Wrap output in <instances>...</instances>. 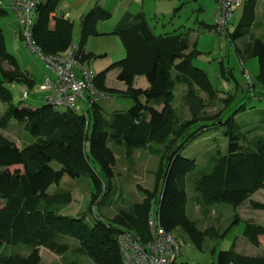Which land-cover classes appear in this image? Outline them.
Returning a JSON list of instances; mask_svg holds the SVG:
<instances>
[{
	"label": "trees",
	"instance_id": "1",
	"mask_svg": "<svg viewBox=\"0 0 264 264\" xmlns=\"http://www.w3.org/2000/svg\"><path fill=\"white\" fill-rule=\"evenodd\" d=\"M257 2L244 0L237 26L223 33L229 42L250 32L256 19ZM56 7L57 0H48L34 14L31 40L44 56L63 54L73 42L70 20L56 18L54 28H49V14ZM3 15L6 11L0 7V16ZM108 16L94 8L83 17L77 42L81 62L92 58L91 54L84 53L85 43L88 38L99 35L96 23ZM262 23L264 27V13ZM205 26L215 30L213 25ZM112 33L119 37L125 56L98 73L94 83L98 90L110 96L113 90L105 87V78L109 71L116 69L117 81L126 86L124 92H117L134 102L127 112L118 111L112 115H104L100 105L94 103L85 116L71 109L60 113L46 103L34 109L12 103L7 84L24 81L32 86L34 83L6 50L0 27V103L5 105L0 128L5 129L16 120L25 124L26 131L34 139L18 147L0 134V249H28L26 256L1 254L0 264H40V248L57 254L68 250L67 245L58 242L62 236L77 241L76 252L94 264H122L117 244L119 233L128 231L142 242L148 241L147 216L157 204L160 223L166 233L179 230L199 249L205 240L223 237L226 231L220 233L215 227L200 230L187 214L185 176L194 169L195 161L182 156L186 146L215 124L228 126L224 133L226 152L217 157L209 173L195 182L202 205H226L236 210L252 194L264 190V140L253 142L251 147L244 144V134L239 132L234 120L238 110L223 122L228 97L223 100L222 113L202 115V110L218 99L220 92L213 87L205 71L192 64L198 53L194 47L186 53L190 46L185 34L155 35L141 13L124 15ZM236 52L241 59L257 58L259 71L255 83L264 88V37L250 41L243 49L236 47ZM224 70L221 66L222 74ZM140 76L148 83L146 89L133 87L135 77ZM178 86L184 87L183 100L191 117L187 121L180 120L174 106ZM200 93H204L206 99ZM108 142L123 147L126 158L151 145L164 146L153 190L140 188L144 199L129 210L119 211L111 220L95 217L90 225L82 218L59 214V207L71 200L70 194L49 195L47 191L50 186L59 184L65 175L91 179L94 196L107 191L94 164L112 177L115 157ZM53 164L58 169H54ZM250 206L264 210L261 203L252 202ZM234 221H238L237 215ZM243 235L257 246L258 240L264 238V227L246 224ZM216 263L264 264V257L249 258L233 250L220 251Z\"/></svg>",
	"mask_w": 264,
	"mask_h": 264
},
{
	"label": "rangeland",
	"instance_id": "2",
	"mask_svg": "<svg viewBox=\"0 0 264 264\" xmlns=\"http://www.w3.org/2000/svg\"><path fill=\"white\" fill-rule=\"evenodd\" d=\"M1 1L0 7L6 10V15L0 16V27L6 41V48L11 55L13 53L16 56L23 72L26 69L33 71L35 80L32 86L27 85L24 81L7 84L12 96V103L15 106L39 108L45 103L46 97L45 91L40 90L39 86L45 83V77L53 79L54 74L45 68L40 56L26 46L23 37L24 29L19 24L17 15L5 0ZM96 1L98 0H92L89 6H85L87 3L77 4L78 0H63L58 5L57 12L61 9L63 2L66 5H73V8L65 11L63 16L66 18L70 16L69 19L73 22V41L76 44L80 32V16L89 11ZM100 2L101 0L98 1V5L102 8ZM106 6L114 16L108 21L100 23L98 25L99 31L108 30L114 21L116 24L120 18V10L124 12V8L127 7L131 14L141 13L155 35L184 33L190 46L186 53L190 52L192 47L198 53L192 59V64L205 71L213 87L221 93L218 94L220 99H215L202 110V115L211 116L221 111L224 107L222 99L228 97V106L222 114L223 122L238 110L234 120L239 132L244 134V144L251 147L253 142L260 139L264 140V89L255 83V77L259 71L257 58L241 59L236 52V47L243 49L244 45L250 41L264 37L262 23L264 0H258L257 2L256 21L250 32L232 43L224 34L218 33L214 29L209 30L205 26L213 25L215 4L212 0H125V7L119 9L117 13H115V10L118 7L115 6L114 0H108ZM77 9L83 13L76 12ZM241 14L242 7L233 11L228 27L230 32L237 26ZM86 48L88 50L91 48L96 55L89 64V68L94 73L101 70L100 64H106L104 67L106 68L125 56L124 47L119 37L113 33L91 38ZM104 54H107V56L105 57ZM221 66L225 69L223 74ZM4 67L8 68L6 65ZM117 73L116 69L109 71L106 85L112 88L113 91H111L108 98L98 103L104 115H112L118 111L127 112L134 102L131 98L117 92L118 88H121V84L116 79ZM135 83L137 86H141L140 82L136 81ZM251 85H253L252 88H250ZM23 93H27L26 98H23ZM184 93L183 86L176 88L174 106L181 121H187L191 118L188 107L183 100ZM200 96L206 99L204 93H200ZM53 108L60 113L67 110L62 106ZM4 109L5 105L0 103V118ZM227 129L226 124H215L208 127L205 132L201 133L182 151L183 157L195 161L194 169L185 176V190L188 198L186 203L187 214L191 220L196 222L200 230L215 227L220 233L224 231L226 233L218 239L205 240L203 246L199 249L179 230L173 231L171 235L179 246V254L174 258L173 264H217L216 260L220 251L233 250L235 253L240 252L241 243L246 242L243 237V230L247 220L244 218L252 216V218L263 219L264 217V210L259 212L251 210L250 205L253 201L251 202L249 199L241 204L240 212L226 205L204 207L200 195L195 191V182L202 175L211 171L215 160L220 154H225L227 137L224 133ZM0 134L14 142L18 147L26 146L34 141L26 131L25 124L16 120H12L5 129L0 128ZM108 147L113 151L115 157L112 177H109L94 164L99 179L108 187L107 191H102L94 196L91 179L70 178L65 175L59 184L50 186L47 191L49 195L56 193L70 194L71 200L59 207V214L82 218L90 225L95 222V217L101 220H111L119 211L129 210L144 199L140 188L153 190L155 172L164 154L163 145H151L148 149L136 150L128 158L124 156L123 147L113 145L111 142H108ZM52 166L54 169H58L57 165L53 164ZM254 198L256 199L257 196L255 195ZM259 199L264 201L261 196ZM262 203L264 204V202ZM153 208L156 209V205H153ZM237 214L242 216L243 219L240 218L235 222L234 215ZM254 220L248 222L253 223ZM58 242L67 245L68 250L62 254H57L45 248H40V264H94L89 258L76 252L77 241L62 236ZM246 245H248V251L242 254L252 256V254L261 252L260 248L256 249L248 242H246ZM242 249H245L244 245H242ZM15 253L26 256L28 249L22 247H2L0 249V255Z\"/></svg>",
	"mask_w": 264,
	"mask_h": 264
},
{
	"label": "built area",
	"instance_id": "3",
	"mask_svg": "<svg viewBox=\"0 0 264 264\" xmlns=\"http://www.w3.org/2000/svg\"><path fill=\"white\" fill-rule=\"evenodd\" d=\"M15 12L19 24L24 29V41L43 60L45 68L54 74V79H45L40 90L45 91V103L52 107H65L87 115V109L94 103L109 97L96 88L95 73L78 57V47L73 41L67 52L60 55H42L31 40V27L36 9L48 0H5ZM215 4L213 26L218 33L228 31L230 19L236 8L242 7L244 0H212ZM2 1L0 0V3ZM52 16L50 20H53ZM66 19L65 16L62 17ZM27 93H23V98ZM153 207L147 216L149 240L142 242L128 231H122L117 244L122 264H172L179 254V246L173 236L161 226L158 212Z\"/></svg>",
	"mask_w": 264,
	"mask_h": 264
},
{
	"label": "crops",
	"instance_id": "4",
	"mask_svg": "<svg viewBox=\"0 0 264 264\" xmlns=\"http://www.w3.org/2000/svg\"><path fill=\"white\" fill-rule=\"evenodd\" d=\"M63 0H57V7H56V10L54 11V12H52V13H50L49 14V28L50 29H53L54 28V25H55V19L56 18H62L63 17V14H64V12L65 11H67L68 9H71V8H73V5H66L64 2L62 3V5H61V9L59 10V12H57V8H58V5L62 2ZM99 1V0H98ZM98 1H96L95 2V5L90 9V10H92V9H94V8H97V9H101L102 11H104V12H106V13H108V17L107 18H104V20H99L97 23H96V30H97V32H98V34L99 35H107V34H112V32H113V30H114V28H115V26L117 25V23L119 22V20L124 16V15H126L127 13H130L129 12V10H128V8L126 7V8H124V12H123V10L121 11L120 10V18H119V20H118V22L115 24V21L111 24V26H110V28H108V30H98V25L100 24V23H104V22H106V21H108L109 19H111V17L113 18V16L114 15H112L111 14V12H110V10H108V8H106L107 6V4H108V0H101V2L99 3L101 6H102V8H100V6L98 5ZM84 3V4H86L87 3V5H85V6H89L90 5V3L92 2V0H78V3L77 4H80V3ZM114 2H115V6L116 7H118V9L117 10H115V13H117L118 12V10L119 9H123V7H125V0H114ZM84 6V7H85ZM105 8V9H104ZM107 9V10H106ZM89 10V11H90ZM6 11V10H5ZM89 11H87L85 14H82L81 16H80V31H81V27H82V20H83V17L89 12ZM76 12H78V13H83V12H79V9H77L76 10ZM68 13V12H67ZM264 13V12H263ZM131 14V13H130ZM133 15H135V14H133ZM52 16H54L53 17V20H50V18L52 17ZM70 17V16H69ZM69 17L68 18H66V19H68V20H70L69 19ZM71 21V20H70ZM255 21H256V19H255ZM72 22V21H71ZM73 23V22H72ZM255 24V23H254ZM254 26V25H253ZM2 29V28H1ZM110 29V30H109ZM252 29V28H251ZM111 31V32H110ZM3 32V31H2ZM79 35H80V32H79ZM98 35V36H99ZM95 37H97V36H92V37H90V38H88V40L86 41V43H85V46H84V53L85 54H91L92 55V58H90L89 60H87V61H84V63H86L88 66H89V64L94 60V58L96 57V55L92 52L93 50L91 49V48H89V50L86 48V46H87V43H88V41L91 39V38H95ZM5 39V38H4ZM78 39H79V37H78ZM78 41V40H77ZM6 42V41H5ZM5 45H6V43H5ZM6 50H7V48H6ZM8 51V50H7ZM10 53V52H9ZM11 54V53H10ZM64 54V53H63ZM12 55L16 58V56L12 53ZM104 56L106 57L107 56V54H104ZM16 60H18V59H16ZM119 61V60H118ZM117 62V61H116ZM114 63V62H113ZM112 64V63H111ZM110 64V65H111ZM105 65L106 64H100V71L99 72H96L95 73V76L98 74V73H100L101 71H103V70H105V69H107L108 67H106V68H104L105 67ZM20 68H21V65H20ZM22 69V71H23V68H21ZM25 69H26V67H25ZM118 71V70H117ZM24 72H26L27 74H28V76L32 79V81L34 80V75H33V71L31 70V71H28L27 69L26 70H24ZM118 74V73H117ZM108 75H109V72L106 74V78H105V87L106 88H108V89H112V88H110L108 85H106V83H107V81H108ZM46 78H49V77H45V79ZM50 79V78H49ZM54 79V78H53ZM144 81H143V80ZM140 82V85L141 86H137L136 85V83L135 82ZM35 82V80L33 81V83ZM119 82V81H118ZM146 80H145V78L144 77H142V76H140V77H135V79H134V82H133V87L135 88V89H146L147 87H148V83L146 82ZM120 84H121V88H118V91H122V92H124L125 90H126V86L123 84V83H121V82H119ZM146 84H147V87H146ZM264 89V88H263ZM219 94H221V93H219ZM218 98L220 99V97H219V95H218ZM225 98V97H224ZM224 98L222 99V101L224 100ZM260 98V97H259ZM101 107V106H100ZM264 193V190H260V191H258V192H256V193H254V194H252L251 196H250V198H249V200L250 201H253V202H256V203H261V204H263L262 202H264L263 200H260L259 199V197L261 196V197H263L264 198V195H262V193ZM257 196V198L255 199L254 198V196ZM242 208V205L238 208V209H236L235 211H237L238 212V210H239V212H240V209ZM250 208V207H249ZM251 210H253V212L254 211H257V212H259V211H261V210H255V209H252L251 208ZM252 215V214H251ZM237 216H238V214H237ZM240 218L241 219H243V217L242 216H238V220H240ZM244 219H246L247 220V223L246 224H255V225H259V226H262V227H264V217H263V219H260V218H252V216H248L247 218H244ZM255 219V220H254ZM253 221L254 220V222L252 223V222H248V221ZM259 221V222H258ZM260 222H261V224H260ZM245 228V227H244ZM244 231V230H243ZM243 237H244V235H243ZM245 238V237H244ZM246 239V238H245ZM246 242H248L247 241V239H246ZM246 242H242L241 243V247H239V251L240 252H237V254H239V255H242V256H245V257H249V258H255V257H264V238H260V240H258V245L256 246V245H252L251 243H249V244H251V246L252 247H254V248H256V249H259L260 248V250H261V252H259V254H252V256H250V255H246V254H242V253H244V252H246V251H248V245H246ZM242 245H244L245 246V249H242Z\"/></svg>",
	"mask_w": 264,
	"mask_h": 264
}]
</instances>
